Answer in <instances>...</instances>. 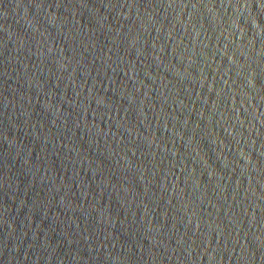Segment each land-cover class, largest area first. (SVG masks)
I'll return each mask as SVG.
<instances>
[{
  "label": "water",
  "instance_id": "water-1",
  "mask_svg": "<svg viewBox=\"0 0 264 264\" xmlns=\"http://www.w3.org/2000/svg\"><path fill=\"white\" fill-rule=\"evenodd\" d=\"M0 264H264V0H0Z\"/></svg>",
  "mask_w": 264,
  "mask_h": 264
}]
</instances>
